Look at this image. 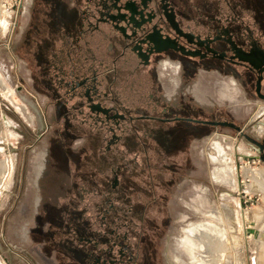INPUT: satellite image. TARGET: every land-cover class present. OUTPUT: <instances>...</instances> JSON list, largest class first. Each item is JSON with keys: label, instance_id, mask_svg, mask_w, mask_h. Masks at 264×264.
Segmentation results:
<instances>
[{"label": "rangeland", "instance_id": "374dc122", "mask_svg": "<svg viewBox=\"0 0 264 264\" xmlns=\"http://www.w3.org/2000/svg\"><path fill=\"white\" fill-rule=\"evenodd\" d=\"M230 6L236 23L264 14V0H0V264H198L197 224L203 264H264L259 147L167 120L219 108L260 140L264 100L241 68L143 64L106 21L142 14L195 46Z\"/></svg>", "mask_w": 264, "mask_h": 264}, {"label": "flooded vegetation", "instance_id": "af4514ba", "mask_svg": "<svg viewBox=\"0 0 264 264\" xmlns=\"http://www.w3.org/2000/svg\"><path fill=\"white\" fill-rule=\"evenodd\" d=\"M142 4L145 6V3ZM144 6L142 7L145 8ZM228 10L231 11L232 22L220 24L217 28L223 33L211 39L206 38L198 41L195 46L175 24L172 25V28H167L173 30L172 33L163 32V27L159 28L156 24L150 25L148 20L151 18H147L145 21L146 18H143L142 14L138 12L140 21L135 22L132 18L125 16L118 17L119 19L116 20L121 21V24L112 22L113 19H106V21L122 35L132 38V50L142 60L141 63L147 65L151 58L172 55L181 58H196L194 66L197 68L218 64L225 74L232 70L231 66L241 68L250 93L264 100V14H260L257 23H236L238 22V12L232 6L228 7ZM133 11L134 9H131L132 13ZM146 25H150V29H147ZM200 26L204 28L205 24H200ZM128 27L131 28V35L125 33V29ZM142 44L147 45L145 50H141ZM210 111H214V116H210L209 112H201L198 117L174 116L167 120L195 124L199 132L212 129L235 132L241 138L257 145L264 160V137L258 140L249 133V128L252 126L250 120L241 124L228 118L224 110L215 108Z\"/></svg>", "mask_w": 264, "mask_h": 264}, {"label": "bare ground", "instance_id": "6f19581e", "mask_svg": "<svg viewBox=\"0 0 264 264\" xmlns=\"http://www.w3.org/2000/svg\"><path fill=\"white\" fill-rule=\"evenodd\" d=\"M253 172H254L253 170L248 169L247 167H243V168L241 169V174H242L245 178L256 179V178H255L256 176L254 175ZM217 175H218V173H215V177H217ZM258 178H259V179H258ZM257 179L260 180L261 185H264V171L261 172L259 176H257ZM263 193H264V192H263ZM224 210H225V209H224ZM225 211H226V210H225ZM227 213H228V212H227ZM217 218H218V217H217ZM200 225H201V224H197V225H195V226H191V227H189V228H187V229H185V230H186V234H187L188 236H190V237H192L193 239L196 240V243H197L196 246H197V248H198V258H199V262H198V264H203V263H204L203 261H204L205 259H203L202 256H201L200 253H199V252H200V244H199V242L201 241V240L199 241V237H201V238L203 239L204 236H203L202 234H205V232H204V229H203L202 231H200V232L198 233V234L202 233L201 236H199V235L197 234ZM202 225H203V226H204V225L206 226L205 223L202 224ZM207 225H209V224H207ZM205 226H204V227H205ZM207 227H208V226H206V228H207ZM209 228H210V225H209ZM209 228H208V229H209ZM209 230H210V229H209ZM209 230H208V231H209ZM211 230H212V228H211ZM205 231H207V230H205ZM208 231H207L206 233H211V231H210V232H208ZM203 232H204V233H203ZM212 232H213V230H212ZM209 235H211V234H206V236H208L207 238L209 239V243H210V242H211L210 240H211V238L213 237V235H211V236H212L211 238L209 237ZM206 236H205V238H206ZM215 237H218V236L216 235ZM201 238H200V239H201ZM213 239L216 240L217 238H214V237H213ZM205 240H206V239H205ZM205 240H204V241H205ZM214 240H213V241H214ZM220 240H222V238H221V239H218L219 242H221ZM216 241H217V240H216ZM222 241H223V240H222ZM219 242H218V243L215 242V244H220ZM204 243H205V242H204ZM212 243H214V242H212ZM212 243H210V246L212 245ZM215 244L212 245L213 248H214L213 250H212V247H210L209 245H205V244H204V245H205V247L208 246V248H210V249L212 250V252L217 253L219 250L215 252L216 247H217V246L215 247ZM221 245H222V244H221ZM202 246H203V245H202ZM219 246H220V245H219ZM219 246H218V248H219ZM225 246H226V245H225ZM220 247H221V246H220ZM202 248H203V247H202ZM221 248H222V247H221ZM210 249H206L205 252H203L204 250H202V252L206 254V252H207V251H210ZM224 249H225V248H222V252H221V253H223V250H224ZM220 251H221V250H220ZM207 253H208V252H207ZM218 253H219V252H218ZM218 253H217V254H218ZM221 253H219V254L222 255ZM205 254H204V256H205ZM219 254H218V255H219ZM220 255H219V256H220ZM200 256H201V257H200ZM204 256H203V257H204ZM208 257H209V256H208ZM205 258H206V257H205ZM209 258H210V257H209ZM209 258H207V260H208ZM213 258H214V257H213ZM212 261L214 262L215 260L213 259ZM209 262H211V261H209ZM213 262H211V264H212ZM205 263L208 264V262H205ZM215 263H216V262H214V264H215ZM217 263H218V262H217ZM217 263H216V264H217Z\"/></svg>", "mask_w": 264, "mask_h": 264}]
</instances>
